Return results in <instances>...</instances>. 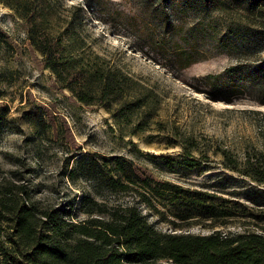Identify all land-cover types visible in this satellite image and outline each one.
Here are the masks:
<instances>
[{"label":"rangeland","instance_id":"rangeland-1","mask_svg":"<svg viewBox=\"0 0 264 264\" xmlns=\"http://www.w3.org/2000/svg\"><path fill=\"white\" fill-rule=\"evenodd\" d=\"M246 2L55 0L61 30L75 23L93 51L157 94L152 115L120 124L104 108L82 104L61 86L31 45L24 20L0 2V213L9 216L6 208L26 198L40 209H63L82 220L87 195L111 203L132 201L131 193L109 191L102 169L88 173L92 158L102 165L103 157L115 156L131 160L143 177L263 207L264 186L226 170L218 156L203 162L204 169H188L180 163V147H169L185 137L201 148H228L238 155L250 145L260 146L264 74L256 69L264 58V13L259 16ZM233 67L244 76L227 100L211 82ZM83 154L90 157L78 164ZM161 155H170L171 163ZM141 208L162 231L207 235L217 229L176 228ZM160 209L177 220L172 205ZM239 225L226 230H242Z\"/></svg>","mask_w":264,"mask_h":264},{"label":"trees","instance_id":"trees-1","mask_svg":"<svg viewBox=\"0 0 264 264\" xmlns=\"http://www.w3.org/2000/svg\"><path fill=\"white\" fill-rule=\"evenodd\" d=\"M164 1L212 6L220 0ZM246 1L250 10L259 16L264 13V0ZM0 2L24 20L30 43L44 57L45 66L79 102L104 108L118 123L132 122L143 113L152 115L151 103L157 94L93 51L75 23L61 30L55 0ZM261 37L264 40V33ZM257 71L264 74V58ZM243 76L244 70L233 67L211 84L230 100L229 95L241 88ZM260 102L264 104V98ZM257 132L260 146L250 145L241 155L228 148H201L193 137L169 147H180V163L188 169H204L202 163L214 155L226 170L264 186V125ZM129 144L140 151L133 141ZM87 157L81 155L77 163ZM158 158L167 163L172 160L170 155ZM102 160L101 165L92 158L88 173L102 169L109 191L131 193L133 200L111 203L87 195L81 206L85 218L75 220L63 209H40L25 198L20 205L6 208L9 216L0 213V264H165L168 260L175 264H264V206L256 209L237 197L143 177L122 156ZM166 204L176 209L177 220H170L160 209ZM143 205L176 228L196 224L217 229L207 235L162 231L144 213ZM237 222L242 230H226Z\"/></svg>","mask_w":264,"mask_h":264},{"label":"built area","instance_id":"built-area-1","mask_svg":"<svg viewBox=\"0 0 264 264\" xmlns=\"http://www.w3.org/2000/svg\"><path fill=\"white\" fill-rule=\"evenodd\" d=\"M165 264H175L172 260H168L164 262Z\"/></svg>","mask_w":264,"mask_h":264}]
</instances>
